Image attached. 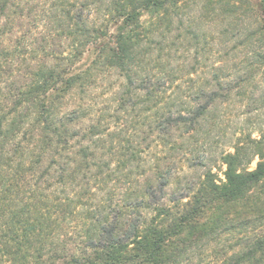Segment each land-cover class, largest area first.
Instances as JSON below:
<instances>
[{
  "label": "trees",
  "instance_id": "1",
  "mask_svg": "<svg viewBox=\"0 0 264 264\" xmlns=\"http://www.w3.org/2000/svg\"><path fill=\"white\" fill-rule=\"evenodd\" d=\"M198 1L0 0V264H264V125L212 150L264 107V2ZM247 14L259 48L181 97L179 42L205 66L198 23Z\"/></svg>",
  "mask_w": 264,
  "mask_h": 264
},
{
  "label": "rangeland",
  "instance_id": "2",
  "mask_svg": "<svg viewBox=\"0 0 264 264\" xmlns=\"http://www.w3.org/2000/svg\"><path fill=\"white\" fill-rule=\"evenodd\" d=\"M249 2L258 4L260 0H249ZM201 4L202 1H198V7ZM197 9L196 7V14H198ZM241 19V25H228L227 21L222 19L204 20V22L198 23V28L206 36L205 41L208 43L207 53L203 55V57H208L205 66H201L198 63L199 58L196 53L198 46L195 45L193 40L190 39L187 43L183 39L182 43L179 42L176 57L180 69L178 90L181 97L191 96L198 83L202 81L203 73L201 72H206L205 75L210 76L209 62L211 60L214 59L215 63H223L225 61L232 68L235 66V61L246 56L247 50L251 51L259 48L256 43V36L253 33L256 27L254 18L247 14ZM235 28L238 29L237 32H234L235 30L233 29ZM182 33L183 31L179 30L178 34L181 35ZM261 51L263 55L264 44L261 47ZM212 56L214 58H211ZM252 86L256 91L254 99H257L262 89H264V62L261 65V72L257 74ZM250 103L251 100L247 99V95L244 94V96H239L235 101L221 107L223 137L219 142L213 143L212 150L216 151V155L221 149L226 147L225 144H227L229 138L233 137V134L238 135L241 131L247 133L264 125V107H260L258 103L253 102L254 104L251 105ZM252 135L255 136L256 133L254 132ZM254 166L255 160L249 165V169ZM223 169L224 166L220 165L216 159V166L212 170L216 171L217 176L222 178Z\"/></svg>",
  "mask_w": 264,
  "mask_h": 264
},
{
  "label": "water",
  "instance_id": "3",
  "mask_svg": "<svg viewBox=\"0 0 264 264\" xmlns=\"http://www.w3.org/2000/svg\"><path fill=\"white\" fill-rule=\"evenodd\" d=\"M264 2V0H262Z\"/></svg>",
  "mask_w": 264,
  "mask_h": 264
}]
</instances>
